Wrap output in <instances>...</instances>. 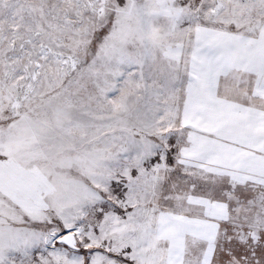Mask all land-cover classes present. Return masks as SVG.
<instances>
[{
    "label": "snow or ice",
    "instance_id": "1",
    "mask_svg": "<svg viewBox=\"0 0 264 264\" xmlns=\"http://www.w3.org/2000/svg\"><path fill=\"white\" fill-rule=\"evenodd\" d=\"M0 264H264V0H0Z\"/></svg>",
    "mask_w": 264,
    "mask_h": 264
}]
</instances>
